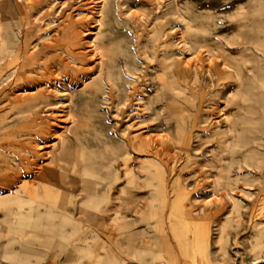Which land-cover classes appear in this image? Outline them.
Wrapping results in <instances>:
<instances>
[{
    "label": "rangeland",
    "instance_id": "374dc122",
    "mask_svg": "<svg viewBox=\"0 0 264 264\" xmlns=\"http://www.w3.org/2000/svg\"><path fill=\"white\" fill-rule=\"evenodd\" d=\"M3 46L0 264H264V0H0Z\"/></svg>",
    "mask_w": 264,
    "mask_h": 264
},
{
    "label": "bare ground",
    "instance_id": "6f19581e",
    "mask_svg": "<svg viewBox=\"0 0 264 264\" xmlns=\"http://www.w3.org/2000/svg\"><path fill=\"white\" fill-rule=\"evenodd\" d=\"M41 0H29V4L30 5H35L37 3H40ZM6 11V10H5ZM8 13H11V10H7ZM16 15V14H15ZM14 15V16H15ZM16 17V16H15ZM27 26H29V23H27ZM30 32L31 30L30 29H27L25 31V34H24V38L27 39L29 36H30ZM26 41V40H25ZM2 44H5L6 45V41L2 42ZM27 47V46H26ZM93 47V46H92ZM5 46H3L1 49H0V53H3L4 54V49ZM53 48V46H52ZM43 49V50H42ZM42 51L48 49V47L46 45H44L42 47ZM11 50V49H10ZM40 55H42V53L40 52H37L35 53L34 55L32 56H28L27 55V52H25V55L23 57V70H25L26 72H29V73H33V77H27L26 78V84L28 86H31V85H34V84H40L41 82L43 81H48V83L50 82L51 80V77L53 76L51 74V72H49V69H48V66H47V63L46 64H38L39 60H40ZM18 59V58H16ZM18 62V60H16ZM48 74H50L48 76ZM56 75V74H55ZM3 80V79H2ZM21 78H20V75L17 76L16 78V81H20ZM16 85V84H15ZM43 98V96H41L40 94L39 95H36V96H32V97H20V98H15V103H17V105L19 106V104H31L32 102H37V100ZM42 100V99H41ZM43 102V101H42ZM41 102V103H42ZM36 107L38 106V104H34ZM34 106V107H35ZM32 110V109H31ZM254 138V137H253ZM260 140V139H259ZM254 141V140H253ZM13 142V141H12ZM255 146V145H254ZM258 146V145H257ZM130 171V170H129ZM121 208H118L116 210V214L119 215L120 217H123V218H127L128 216V212L129 211H125V210H121ZM99 224V223H98ZM105 225V224H104ZM99 226V225H98ZM95 227V226H94ZM104 228V227H103ZM125 228V223L124 224H121L119 226V231L120 230H123ZM104 230V229H103ZM111 230V229H110Z\"/></svg>",
    "mask_w": 264,
    "mask_h": 264
}]
</instances>
